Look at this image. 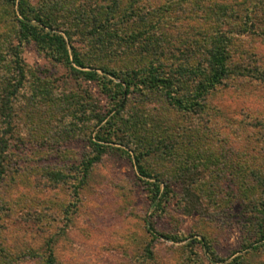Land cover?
Listing matches in <instances>:
<instances>
[{
	"label": "trees",
	"instance_id": "trees-1",
	"mask_svg": "<svg viewBox=\"0 0 264 264\" xmlns=\"http://www.w3.org/2000/svg\"><path fill=\"white\" fill-rule=\"evenodd\" d=\"M171 1L169 7L158 5L145 11L134 0H111L89 13L84 5L69 7L65 15L72 13L73 16L69 19L68 27L60 26L58 17L46 13L43 8L38 10L28 0L0 2V17L2 14L12 16L5 32L15 35L17 41V44L7 45L6 48L4 36L0 35V230L7 228L6 219H16L12 210L18 205L17 202L13 203V200L4 197L7 180L12 183L19 179L12 172L19 168L25 172L21 177L27 178L29 174L35 173L47 176L54 183L72 184L77 198V190L86 183L91 168L109 149L114 148L109 142L116 138L125 144V134L129 145H135L133 149L137 150L134 151L133 159L138 173L152 179L147 184L150 200L156 208L163 207L171 192L170 184L164 179L171 177L177 181L183 177L176 168H166L168 175L152 174L143 165L145 155L156 153L162 161L183 160L180 169L185 163L189 166L188 162L208 167L213 155L200 151L195 147L196 137L193 140V135L199 134V131L191 128L187 130L189 144H193L190 147L188 144V148L176 155L177 152L172 151V148H177L175 142L170 140L164 143V140H159L156 129L148 127L145 120L136 114H131L135 111L132 107L126 109L127 100L130 94L136 92L143 94V90L157 91L164 101L181 114L200 113L206 106V97L230 76H248L264 82V69L251 67L248 59L250 54H247L249 48L242 43L244 36L264 39V0H179L181 5ZM53 7L57 9V3ZM0 22L5 21L0 19ZM168 26H172V31H180V35L176 33V38H168L162 34L160 42L152 39ZM74 35H79L89 45L85 55L80 54L70 42ZM30 42L53 61L67 65L72 72L82 75L86 80L97 82L113 104L102 113L97 107L95 96L88 91L83 96L73 95L75 99H69L70 95H66L65 99L57 98L45 78L38 72L27 70L23 63L20 47ZM137 42L139 47L148 43L147 47L141 46L144 56L148 57L142 66L136 70L121 68L117 71L108 64L127 52L132 53L135 49L132 45ZM173 42L179 45L172 47ZM239 57L241 61H237ZM98 69L104 74H99ZM105 73L120 81L107 79ZM26 82H30L32 90L25 96L23 90ZM39 105L45 108H39ZM62 109L70 115L67 125H61L56 118ZM258 119H253L248 125L252 127L255 139L264 141V120ZM119 120L123 122L119 124ZM76 137L85 138L90 147L76 170L63 163L64 160L40 162L50 153L52 156L59 153L62 158H68L66 149L60 146ZM155 140L158 141L156 145ZM161 144L167 148L166 151L160 148ZM118 150L130 157L126 150ZM20 159L23 160L21 166L18 165ZM233 166L232 175L229 176L237 187L251 189L252 194L258 191L259 197L254 196L253 204L245 203L244 197L241 202L244 208L255 212V221L252 223L256 226V242L259 244L252 247L264 249V166L256 164L255 167H244L237 162ZM218 179L224 181L225 177L222 175ZM207 189L204 187L200 193H193L186 187L183 200L188 208L201 210L202 202L211 197ZM25 198L26 195H23L22 203ZM64 206L63 217L67 227L71 218L70 207L73 205L69 203ZM32 209L33 206L28 203L19 215L26 221L37 220L39 226L41 217ZM42 213L47 214V222L53 219L51 213ZM65 226L57 228L66 230ZM146 228L152 239L160 236L180 241L184 238L178 234L160 233L150 223ZM192 242L200 244L209 262L215 264L225 261L205 237L192 239ZM7 244L0 240V264H32L36 257V264H56L49 240L41 254L29 247L11 251ZM144 251L148 258L153 256L150 244L145 246ZM192 253L194 256L188 261L191 264H203L197 253ZM230 263L247 264L241 255L234 256Z\"/></svg>",
	"mask_w": 264,
	"mask_h": 264
},
{
	"label": "rangeland",
	"instance_id": "rangeland-1",
	"mask_svg": "<svg viewBox=\"0 0 264 264\" xmlns=\"http://www.w3.org/2000/svg\"><path fill=\"white\" fill-rule=\"evenodd\" d=\"M28 1L38 10L43 8L46 13H53L54 17H58L60 26L68 27L69 19L73 16L72 13L65 15L69 7L84 5L89 13L95 12L100 5H107L111 0ZM134 1L145 11L158 5L162 8L169 7L171 0ZM188 1L190 0L184 2ZM172 2L181 5L179 0ZM55 3L57 9L53 7ZM0 19L5 21L0 22V35L4 36L6 48L7 45L17 44L15 35L5 32L12 16L2 14ZM172 29V26H168L164 32L155 34L152 39L160 42L162 34L168 38H176V33L180 35V31ZM244 37L242 43L244 47L249 48L247 54H250L248 59L251 67L264 69V39ZM70 42L82 55L89 51V45L79 35H74ZM173 43L172 47L179 45ZM146 44L141 46L147 47ZM132 46L135 48L132 53L127 52L108 64L117 71L121 68L129 71L138 69L148 57L144 56L139 42ZM20 50L27 70L40 73L57 98L65 99L66 95H70L69 99H75L73 95L83 96L88 91L95 96L97 107L102 113L113 104L109 96L98 87L97 82L86 80L82 75L72 72L67 65L53 61L38 51L33 42L22 44ZM237 61H241V57ZM97 72L104 74L99 69ZM105 77L115 82L120 81L108 73H105ZM31 90L30 82H26L23 95L26 96ZM141 92L143 94L136 92L129 95L131 101L127 100L126 109L132 107L135 111L131 114H136L138 118L145 120L148 127L156 129L159 140H164V143L170 140L175 142L177 148H172V151L177 152L176 155L188 148L190 142L186 136L187 130L191 128L199 131V134L193 135V140L196 137V148L213 155L208 161V167L188 162L189 166L185 163L183 169H180L183 160L162 161L156 153L145 155L143 165L152 174L168 175L166 168H176L183 177L177 181L171 177L164 179L170 184L171 192L162 208H156L150 200L147 181L152 179L138 173L133 159L134 151L137 150L133 149L135 145H129L126 134L123 137L125 144L112 138L109 145L114 148L109 149L91 168L86 183L77 190V198L72 184L54 183L47 176L35 173L29 174L27 178L21 177L25 172L18 168L12 173L19 179L12 183L7 180L8 186L4 192L5 198L8 197L7 199L18 204L12 210L16 219H6L7 228H1L0 240L8 242L7 247L11 251L29 247L40 254L44 252L49 240L56 264H191L188 258L194 256L192 252L197 253L203 264H213L209 262L199 243H191L192 239L205 237L218 256L225 259L215 264H233L230 261L236 255H241L247 264H264V249L252 247L259 244L256 242V226L252 223L255 221V212L244 208L241 202L244 197L245 203L253 204L254 196L259 197L258 191L252 194L251 189L238 188L234 179H230L235 162L242 163L244 167H255L256 164L264 166V141L255 139L253 129L248 125L255 118L264 120V82L248 76H230L206 97V106L200 113L198 111L184 115L164 101L160 92ZM39 108L45 106L39 105ZM61 111L56 117L57 121L61 125H67L70 115L63 112V109ZM122 122L119 120L118 123ZM156 144L157 140L154 141V145ZM192 144H189V147ZM60 147L66 149L68 158H62L59 153H54V156L50 153L46 158H41L40 162L54 163L64 160L63 163L76 170L81 163L80 159L90 150L87 140L83 137L66 140ZM118 148L126 150L130 157ZM160 148L167 150L162 144ZM21 161L23 160H18L19 166ZM13 168L15 169V166ZM222 175L225 177L224 181L218 179ZM186 187L193 193H200V190L206 187L212 199L208 197V201L202 202L201 210L188 208L183 200ZM23 195H26V198L22 203ZM28 203L33 206L32 211L41 217L39 226L37 220L26 221L19 215ZM69 203L73 206L70 207L71 218L66 227L63 217L66 208L64 205ZM43 211L53 215L50 222H47V214H43ZM148 223L160 233L178 234L184 238L180 241L160 236L152 239L146 228ZM64 226L66 230L57 228ZM248 243L251 247L247 246ZM147 244L153 249L151 258L144 253ZM187 248L192 251L188 253ZM37 260L38 257L32 264H36Z\"/></svg>",
	"mask_w": 264,
	"mask_h": 264
}]
</instances>
